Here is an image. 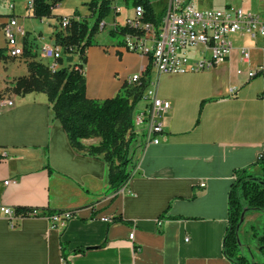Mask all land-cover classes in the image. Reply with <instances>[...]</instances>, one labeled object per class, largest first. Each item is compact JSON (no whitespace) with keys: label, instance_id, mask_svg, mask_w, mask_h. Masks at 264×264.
Segmentation results:
<instances>
[{"label":"crops","instance_id":"1","mask_svg":"<svg viewBox=\"0 0 264 264\" xmlns=\"http://www.w3.org/2000/svg\"><path fill=\"white\" fill-rule=\"evenodd\" d=\"M0 1L9 7V0ZM30 1L13 0V9L0 10V48L7 50L3 26L10 18L26 31L19 36L24 55L10 57L6 51L7 57L0 59V100L15 101L0 108V264H66L63 244L68 264H232L223 245L234 171L264 153V78L247 79L238 70L246 73L264 64L262 40L234 35L231 56L210 70L150 73L158 96L172 107L163 115L160 143H133V176L124 192L114 194L108 190L103 156L71 146L62 123L53 118L48 95L14 91L17 79L30 72L29 61L49 62L41 47L55 44L53 35L64 17L59 3L52 17L36 18L28 9ZM120 1L113 4L112 21L110 15L105 19L109 39L96 35V43L85 50L90 99L115 97L146 63L144 55L128 51L118 39L111 41L110 30L121 25ZM193 2L199 9L235 6L264 17V0ZM244 48L250 53L247 61L242 59ZM79 62L75 55L68 65ZM162 77H169L163 92ZM232 87H237L234 94ZM100 141L91 137L83 143ZM2 207L34 208L38 214L63 210L72 217L11 220ZM117 216L123 220H115Z\"/></svg>","mask_w":264,"mask_h":264},{"label":"trees","instance_id":"2","mask_svg":"<svg viewBox=\"0 0 264 264\" xmlns=\"http://www.w3.org/2000/svg\"><path fill=\"white\" fill-rule=\"evenodd\" d=\"M32 1L33 16L42 19L52 17L54 9L62 0ZM116 1L118 0H91L88 4L93 15H96L92 24L86 17L76 16L80 15L78 12L69 17L67 27L64 30L56 29L53 35L55 44L65 52V56L60 59L61 67L56 72H51L42 61H29V74L19 77L14 87L15 93L19 95L34 91L48 95L53 118L62 123L71 146L78 151L85 150L90 156H103L107 163L108 190L114 194L131 180L136 166L131 151L135 139L130 131L133 127V108L141 98L145 85L143 88H133V84L125 82L121 92L115 97L105 100L90 99L86 95L83 63L86 48L96 43L95 36L100 32V25L111 14ZM122 1L129 8L142 6L145 21L157 22L162 15L155 12L152 0ZM135 32L141 31L129 25H116L109 33L111 38L116 37L122 44L124 35ZM6 51V48H0V59L7 57ZM75 55L80 62L68 65L73 62ZM262 76L264 78V70ZM260 97L264 98V89ZM91 137H101L100 143L86 146L83 140ZM33 210L34 208L17 207L15 212L19 216L29 217ZM255 211H264V153L259 154L251 165L234 171V181L228 193V223L223 245L225 256L232 264H264V261H253L242 249L241 229L246 217ZM63 212L47 209L36 216L51 217ZM114 219L123 220L121 216ZM258 238L260 254L264 255V232ZM62 247L68 264L66 246L63 244Z\"/></svg>","mask_w":264,"mask_h":264},{"label":"built area","instance_id":"3","mask_svg":"<svg viewBox=\"0 0 264 264\" xmlns=\"http://www.w3.org/2000/svg\"><path fill=\"white\" fill-rule=\"evenodd\" d=\"M33 1L28 3L31 11ZM9 7L14 8L13 0H9ZM117 11L120 8H116ZM145 10L140 5L134 7V15L127 17L126 24L141 32L128 33L123 37L124 47L131 52H136L146 57V63L141 70L127 78L128 84L134 88L142 87L141 98L133 108V127L130 134L134 137V146L158 144L164 133L163 115L167 113L172 104L169 100L162 99L157 93V81L150 79L154 70L159 74H186L215 68L231 56L234 49V35H242L252 39L260 38L264 47V17L259 13L231 6L224 9H199L193 0H167L165 9L157 22L145 21ZM69 23V17H63L59 22V30H64ZM104 20L100 31L106 29ZM7 40V53L10 57H22L25 53L23 45L19 43V36H26V31L18 25L16 18H10L3 26ZM64 49L57 44H44L41 47L42 57L49 60L46 64L51 72H56L61 67L60 59L64 57ZM249 51L242 50V59L247 61ZM264 64L243 72L247 79L262 75ZM237 87L231 88L234 94ZM141 106H136L138 102ZM11 98L2 97L3 107L14 106ZM128 134V136L130 135ZM133 146V147H134ZM13 182L7 180L6 183ZM129 181L120 189L124 192ZM204 187L205 184L203 183ZM3 213L11 220L22 217L9 207H2ZM38 210L30 212L36 216ZM71 212H63L51 216L53 220H68ZM109 220V219H106ZM161 223V221H160ZM130 238H134L131 233ZM188 241L189 238H186Z\"/></svg>","mask_w":264,"mask_h":264},{"label":"rangeland","instance_id":"4","mask_svg":"<svg viewBox=\"0 0 264 264\" xmlns=\"http://www.w3.org/2000/svg\"><path fill=\"white\" fill-rule=\"evenodd\" d=\"M8 0H6L7 2ZM17 1V0H15ZM62 0L60 2V8L59 12H61L64 17H71L75 12H78L79 14L82 13L83 17H86L89 22L92 24L94 20L96 19V15H93L92 10L89 7V2L91 0ZM122 7V13L119 15L118 19L121 25L126 24L127 17L131 16L133 14V8L127 7L124 1H120ZM152 4L154 7V10L157 14H160L163 12V10L166 7L167 0H152ZM114 7V6H113ZM0 10L1 11H10V8L8 7V4L5 2L0 1ZM72 14V15H68ZM113 12L110 14V18L108 20L111 22L113 18ZM108 28L104 29L103 31H100L96 35H99L100 38L107 40L109 39L108 35ZM117 40L116 37H113L111 39L112 42H115ZM65 56V53H64ZM169 77H162L160 82V91H165V88L167 87V81H165ZM169 84V83H168ZM134 88V87H133ZM136 93V91H135ZM143 102H138L136 106H141ZM254 226V227H253ZM264 232V211H255L250 214V216L245 219V222L243 224V227L241 229V242H242V249L243 252L248 255L250 258H252L253 261H264V255L260 254V240L258 238V235H262Z\"/></svg>","mask_w":264,"mask_h":264},{"label":"bare ground","instance_id":"5","mask_svg":"<svg viewBox=\"0 0 264 264\" xmlns=\"http://www.w3.org/2000/svg\"><path fill=\"white\" fill-rule=\"evenodd\" d=\"M0 105H2V100H0Z\"/></svg>","mask_w":264,"mask_h":264}]
</instances>
